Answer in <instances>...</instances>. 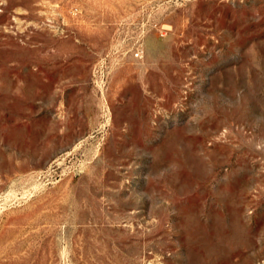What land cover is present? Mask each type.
I'll use <instances>...</instances> for the list:
<instances>
[{
	"label": "rangeland",
	"instance_id": "1",
	"mask_svg": "<svg viewBox=\"0 0 264 264\" xmlns=\"http://www.w3.org/2000/svg\"><path fill=\"white\" fill-rule=\"evenodd\" d=\"M0 264H264V0H0Z\"/></svg>",
	"mask_w": 264,
	"mask_h": 264
},
{
	"label": "built area",
	"instance_id": "2",
	"mask_svg": "<svg viewBox=\"0 0 264 264\" xmlns=\"http://www.w3.org/2000/svg\"><path fill=\"white\" fill-rule=\"evenodd\" d=\"M134 57H136V58H141L142 57V50L141 49H136L135 51H134Z\"/></svg>",
	"mask_w": 264,
	"mask_h": 264
}]
</instances>
